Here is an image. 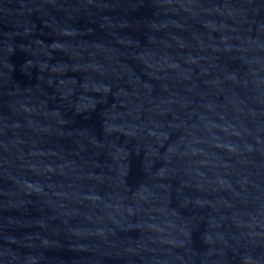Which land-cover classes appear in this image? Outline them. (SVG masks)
I'll list each match as a JSON object with an SVG mask.
<instances>
[{"label":"water","instance_id":"95a60500","mask_svg":"<svg viewBox=\"0 0 264 264\" xmlns=\"http://www.w3.org/2000/svg\"><path fill=\"white\" fill-rule=\"evenodd\" d=\"M0 264H264V0H0Z\"/></svg>","mask_w":264,"mask_h":264}]
</instances>
